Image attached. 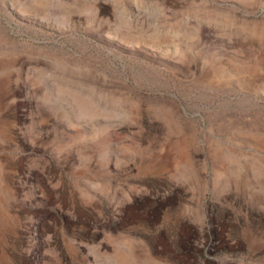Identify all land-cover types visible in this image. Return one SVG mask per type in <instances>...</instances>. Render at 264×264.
<instances>
[{
	"label": "rangeland",
	"instance_id": "rangeland-1",
	"mask_svg": "<svg viewBox=\"0 0 264 264\" xmlns=\"http://www.w3.org/2000/svg\"><path fill=\"white\" fill-rule=\"evenodd\" d=\"M0 264H264V0H0Z\"/></svg>",
	"mask_w": 264,
	"mask_h": 264
}]
</instances>
